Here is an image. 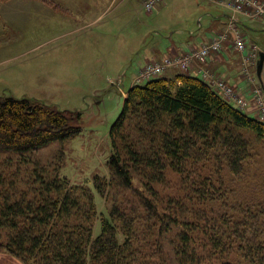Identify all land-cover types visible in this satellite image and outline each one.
<instances>
[{"label":"rangeland","instance_id":"374dc122","mask_svg":"<svg viewBox=\"0 0 264 264\" xmlns=\"http://www.w3.org/2000/svg\"><path fill=\"white\" fill-rule=\"evenodd\" d=\"M85 1L0 0V96L27 98L55 109L79 112L82 128L70 141L53 142L32 153L20 155L0 151V162L9 165L3 169V174L8 182L15 184L8 191L17 199L26 196L32 200L41 190L39 182L32 185V179L47 182L56 175L66 177L70 183L89 189L94 196L99 217L94 224L95 236L100 232V220L115 206H122L132 210L134 216L139 214L145 218L134 225L135 236L138 234L140 238H133V246L139 252L138 263L178 264L170 256V243L175 238L171 239L170 233L159 234V218L151 219L138 207L136 191L143 190V173L132 176L133 185L128 191L111 182L105 186V192L99 194L93 179L98 175L106 181L111 180L107 162L113 154V146L109 131L122 112L128 89L143 81L140 70L144 62L154 51L167 52L172 40L173 45L184 46L188 32L196 28L195 36L207 37L213 33V28L208 29L205 24V13L201 10L206 7V1L163 0L152 12H144L136 0H129L120 8L116 5L120 0H115L117 3L106 11L84 14L76 5L81 2L79 6H82ZM128 11L130 16H127ZM239 20L246 26H253L248 20ZM239 28L247 42L246 56L251 55L254 48L257 50L253 53L264 48V35L253 38L246 28ZM199 41L197 37L193 45ZM257 60L256 54L249 64L251 78L245 94L241 93L250 115L260 111L254 105L256 90L264 101V63L258 79ZM216 78L219 77L213 75L218 81ZM114 79L123 82H116L113 88L111 80ZM245 135L250 142V156L242 163L240 175L232 176L224 160H214L212 154L217 153L214 151L209 157L203 156L200 162H189L183 176L169 169L163 182L154 187L159 193L153 202L157 214L161 218L167 215L165 211L173 208L168 207L169 200L180 201L185 214L194 208L199 212L198 217L206 215L212 220L226 213L234 218L258 214L264 207V139L257 140L250 133ZM189 173L191 177L187 179ZM195 189L201 190V195L206 192L214 202L201 203V198L192 196ZM186 216L181 217L185 219ZM199 233L194 236L197 244L204 240ZM5 234L0 231V243L6 240ZM196 260L185 264L237 262L236 256L228 258L225 254L210 253L208 249H200Z\"/></svg>","mask_w":264,"mask_h":264},{"label":"trees","instance_id":"16d2710c","mask_svg":"<svg viewBox=\"0 0 264 264\" xmlns=\"http://www.w3.org/2000/svg\"><path fill=\"white\" fill-rule=\"evenodd\" d=\"M173 69L178 70L173 78L165 73L128 89L122 112L109 131L111 180L95 175L94 188L103 194L112 182L128 191L132 176L143 173L145 194L136 191L138 207L151 219L159 218V234L175 238L170 256L178 264L197 262L200 249L236 256V264H264V207L254 216L234 218L226 213L212 220L198 217L194 208L185 214L180 201L169 200L168 207L173 208L162 218L157 214L153 202L159 193L154 187L163 182L167 170L183 176L189 162H200L214 151L212 158L224 160L236 177L250 156L245 134L264 139L263 121L227 102L200 76ZM237 92L241 94L239 88ZM80 122L79 112L0 96V151L23 155L53 142L66 143L81 133ZM6 167L0 162V231L6 233L1 253L22 264H139L133 238H140L134 225L145 218L115 206L100 220L95 236L99 217L89 189L56 175L47 182L32 179L41 190L32 200L17 199L8 191L15 184L6 180ZM205 194L195 189L192 196L201 198V203L214 202ZM197 232L204 237L201 244L194 237Z\"/></svg>","mask_w":264,"mask_h":264},{"label":"built area","instance_id":"2783aa9c","mask_svg":"<svg viewBox=\"0 0 264 264\" xmlns=\"http://www.w3.org/2000/svg\"><path fill=\"white\" fill-rule=\"evenodd\" d=\"M140 2L142 8L145 12H152L155 7L163 2V0H136ZM212 1L215 5H219L227 12H229L232 18L245 19L250 22L253 21H264V0H208ZM214 1V2H213ZM238 25L233 23L232 20L228 22V27L226 30L222 31L217 35L216 38L207 42V44L201 45L199 48L189 50L188 52L180 56L167 57L164 56L161 58L160 62L149 61L141 70V79L148 80L150 77H160L165 74L167 70L173 68H178L180 72L185 73L189 72L194 64L197 62L205 61L208 56L212 54H219L223 49V44L227 42L230 38V32L234 35L232 40V46L239 53L246 52L247 46L245 42L244 35L240 32ZM256 47V46H253ZM254 51L257 48L253 49ZM245 55L243 57L244 67L243 73L246 78H251V72L249 66L252 61L255 59L257 53ZM257 52V51H256ZM250 64V65H249ZM196 73L207 83H210L223 98L230 103H234L241 110H246V100L243 95L239 94L234 85L226 83L222 78H216L218 81L213 79V73L210 75V72L201 66H198ZM216 75H214L215 77ZM212 82V83H211ZM256 95L254 96V105L260 111L257 114H252V116L258 118L264 122V101L258 90L255 91Z\"/></svg>","mask_w":264,"mask_h":264},{"label":"crops","instance_id":"0c3cea01","mask_svg":"<svg viewBox=\"0 0 264 264\" xmlns=\"http://www.w3.org/2000/svg\"><path fill=\"white\" fill-rule=\"evenodd\" d=\"M128 1L129 0H120L119 3H117L115 2V0H86L85 2L82 3V6H79L81 3L80 2L79 5H76V7L82 8L83 9L82 12L84 14H88V12L94 13L97 11H106L107 9L111 8L112 4H115V3H117L116 4L117 7L120 8V7H123V5ZM204 1H206L205 2L206 7H203V9L201 10L203 11V13H205V17H206L205 24L207 25V27L209 26L208 29L213 28L214 30L213 33H210L206 37V35L195 36L198 28H196L195 31H189L184 46L178 47L177 45H173L174 41L172 40V44L170 47L167 48V52L154 51L153 54L149 56V59H147L144 62V65L141 68H143L149 61H156V60L160 61L161 58L164 56H167V57L180 56L188 52L189 50L199 48L201 45L207 44V42L216 38L219 33L227 29L228 27L227 16L230 13L227 12L222 7H220L219 5L216 6L208 0H204ZM137 4H140V2H138ZM139 9L142 10L141 4L139 5ZM125 14L126 13H124V15ZM130 15L131 13L128 11L127 16H130ZM146 15H149V14H146ZM97 20H100V16H99V19L97 18ZM252 23H253V26L252 27L248 26L249 29H247L249 32V35H252L253 38L257 37V39L261 38L264 35L263 34L264 23L255 22V21H253ZM255 23L257 24L259 28L254 27L256 26ZM200 26L201 25H199V27ZM200 28H203V26ZM229 35H230V38L228 42H225L223 44L222 46L223 49L219 54H212L208 56V58L205 61L199 62V63L197 62L196 64H194L190 72L193 75L199 76L196 73V69L198 68V66H201L202 68H205L206 70L211 71L217 77L222 78L227 83L236 85L239 88L240 92L242 94H245L246 86L248 85V82H247L248 78H246L243 73L244 71L243 67L245 65L243 62V57L246 55V52H243V53L237 52L235 48L232 46V40H233L234 35L231 32ZM197 37L200 38L199 44L193 45V41H195ZM187 43H190V45H188ZM172 71L173 72L169 71L167 74V76L170 78H173L175 73H178L177 69L175 70L173 69ZM116 82L117 83L121 82L122 84L123 81L119 79L111 80V84L112 85L114 84L113 88H115ZM0 264H22V263L18 259L13 258L6 253L0 252Z\"/></svg>","mask_w":264,"mask_h":264},{"label":"water","instance_id":"95a60500","mask_svg":"<svg viewBox=\"0 0 264 264\" xmlns=\"http://www.w3.org/2000/svg\"><path fill=\"white\" fill-rule=\"evenodd\" d=\"M227 20H228V22H230V20H232L233 23L238 25V27L242 28V26H243L244 28L249 29L248 26H246L242 21L240 22V20L238 18H232L231 14H229L227 16ZM257 56H258V60L256 62L255 70H256V75H257L258 79H260L261 74H262V70H263L262 66L264 63V48L261 49L260 51L259 50L257 51ZM121 94L123 95V92Z\"/></svg>","mask_w":264,"mask_h":264}]
</instances>
